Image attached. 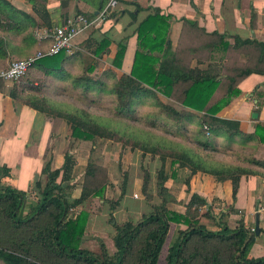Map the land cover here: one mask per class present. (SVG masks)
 Wrapping results in <instances>:
<instances>
[{
  "label": "trees",
  "instance_id": "obj_1",
  "mask_svg": "<svg viewBox=\"0 0 264 264\" xmlns=\"http://www.w3.org/2000/svg\"><path fill=\"white\" fill-rule=\"evenodd\" d=\"M108 1L97 0L95 7L101 10ZM256 18L253 13L252 27L256 26ZM172 19L156 10L138 25L134 32L137 48L130 74L119 76L114 69H108L97 77L92 75L95 71L92 65L87 69L89 75L79 76L71 86L90 103L110 99L114 114L122 120L134 119L138 108L150 105L157 114L149 123L163 127L173 137L184 139L190 135L198 145L196 151L151 135L143 140L123 136L118 127L117 130L98 123L87 111L67 113L59 110L60 107L38 91L34 83L29 82L24 87L15 85L10 90V97L51 118L53 136L59 125L66 123L71 137L76 140L91 141L94 146L98 140L118 142L124 149L158 159L161 165L156 178L142 166V194L152 211L138 222L129 220L121 224L114 217L128 193V171L122 173L121 194L114 201L107 198L112 187L108 169L90 158L80 196L72 197L69 191L77 160L69 152L62 169L53 170L52 160L47 163L43 174L47 175L48 182L44 188L38 184V204L27 215L24 214L27 197L24 192L12 187L0 190V264H161L172 224L187 229L177 232L164 264H264V257L250 256L256 233L251 235L243 220L234 231L221 223V231L217 233L201 224L202 218H213L214 210L205 198L191 193L190 189L192 176L201 173L219 183L231 182L233 198H236L242 178L259 175V170H264V161L256 158L257 147L264 145V125L258 124L253 134H245L238 121L219 116L240 97L241 84L246 79L253 75L264 76V43L219 32L207 33L198 23L185 20L181 40L174 49L170 39ZM52 27L50 24L49 28ZM39 29L31 15L16 9L9 0H0V32L25 33L42 45L40 50H44L50 43L37 40L35 32ZM112 43L113 40L106 36L98 42L96 55L107 52ZM126 51V43H120L113 60L114 67L121 69ZM215 54L222 55L208 70L191 66L194 60L198 65L211 62ZM78 56L62 52L44 58L32 66L27 76L38 70L45 77L65 83L72 76L65 65L78 61ZM0 58H7L1 36ZM26 77L15 82L20 83ZM4 90L5 83L0 80V92ZM158 94L179 103L184 109L177 110L164 103ZM216 155L224 158L217 160ZM227 156L235 160L225 159ZM169 161L173 178L180 170L190 172L184 180L191 195L187 204L179 202L167 187ZM1 173L8 176L9 169L3 168ZM93 198L110 205L112 214L108 223L115 233L114 255L108 253L104 243L101 254L82 248L90 212L81 210L75 215L73 211L84 208ZM156 199L160 204H154ZM171 205L184 206L185 213L169 210Z\"/></svg>",
  "mask_w": 264,
  "mask_h": 264
},
{
  "label": "crops",
  "instance_id": "obj_2",
  "mask_svg": "<svg viewBox=\"0 0 264 264\" xmlns=\"http://www.w3.org/2000/svg\"><path fill=\"white\" fill-rule=\"evenodd\" d=\"M9 1L19 11L31 15L37 22L39 30L42 31L62 26L68 19L77 15L92 18L100 11L95 7L97 0ZM65 6H68V9L63 10L62 7ZM156 10H160L162 15H169L173 18L170 39L174 49L177 48L181 40L185 20L198 23L199 27L205 29L207 33L219 32L231 37L252 39L264 43V0H123L119 2L113 17L91 27L76 39V49L80 50L86 46L93 58L96 59L95 70L101 69V72H104L108 68L114 69L119 76L130 74L137 48V37L134 32L138 25L153 15ZM253 13L257 16L255 27H252L251 24ZM50 24L53 25L52 28H49ZM0 36L3 38L4 53L7 55L5 59L0 58V71L8 67L14 60L27 59L39 51L42 46L28 38L25 33L0 32ZM106 36H109L113 43L107 52L98 56L96 55L97 44ZM120 43H126L127 51L122 67L118 69L113 66V60ZM213 56L215 57L211 62L198 65V62L194 60L191 66L208 70L210 64L217 63V55ZM107 58L108 61H105ZM79 66L81 67V64L77 60L65 65V69L72 75L67 78V81H64L66 84L73 85L74 81L79 78L75 75V70ZM241 90L240 97L226 107L219 116L238 121L243 133L253 134L258 124L264 125V76L249 77L241 84ZM159 96L164 103L177 110L184 109L179 103L161 94ZM53 127L54 122L47 115L15 102L10 97L9 91L0 92V177H2L0 188L12 187L26 194L25 215L38 204L40 194L38 184L40 183L44 188L48 182L47 175L43 174L48 162L52 160L53 170L62 169L65 165L66 154L69 152L74 156L77 164L73 171L71 186H74L72 189L76 196L81 189L80 181L84 175L82 172L86 169L84 161L93 156L92 149L96 150V155L100 153L97 150L103 140H100L97 146H94L91 141L76 140L71 137L69 126L65 123L59 125L57 133L53 136ZM47 149H49L48 154ZM102 154L97 157H109L107 151ZM131 154L132 152H129L125 156V167L129 172L128 193L114 213L117 222L121 224L129 220L138 222L144 215H148L152 211L142 194L143 174L140 163L132 164ZM111 158H114V154L111 155ZM256 158L264 161V145L257 147ZM168 164L170 166L171 162ZM3 168L9 169L8 176L1 173ZM259 171V175L242 178L236 198H233L231 182L219 183L213 177L199 173L192 176L190 183L191 193L201 195L213 207V218L204 217L201 219V224L212 232H220L221 223L231 231L237 230L239 222L243 220L246 229L252 235L255 233L259 217L261 233L259 236L256 235L255 244L250 251V256L255 259L264 257V210H262L264 208V170ZM167 172L170 176L167 187L179 202L187 204L191 195L188 193L184 180L190 176V172L180 170L176 178L172 177L170 167ZM155 185L156 180L153 184L154 190ZM70 191L69 193H71ZM33 196H36V201ZM156 200L154 204H160V201ZM168 208L173 212L185 213V207L182 205H171ZM109 214L110 212L105 208L104 214L101 215L105 224L108 222ZM97 217L92 215L88 222L87 235L92 237H98L96 234H89L92 222L93 220L96 222ZM185 229L187 227L183 225L172 224L169 234L174 232L176 235L179 230ZM102 243L105 245V242L100 240V251ZM113 245L115 247L114 241ZM169 248L170 245L165 244L162 252L165 259Z\"/></svg>",
  "mask_w": 264,
  "mask_h": 264
},
{
  "label": "rangeland",
  "instance_id": "obj_3",
  "mask_svg": "<svg viewBox=\"0 0 264 264\" xmlns=\"http://www.w3.org/2000/svg\"><path fill=\"white\" fill-rule=\"evenodd\" d=\"M74 53L79 54L78 61L80 62L82 67V70L80 66L75 70V75L83 76V77L88 76L89 73L87 72V69L90 66H92V64L94 66L96 59L93 58V56L87 50L86 46L80 48V50L75 48ZM221 55L222 54L217 55L216 61H219ZM105 61H108V58L105 59ZM102 73L103 72H101L100 69V70H95L92 75L98 77ZM29 82L34 83L35 88H37L38 91H40L43 95H45L52 103L56 104V106L60 107L59 110L63 112L65 111L67 113L68 112L74 113L76 111H87L90 115L93 116L95 120H97L98 123L102 125H107L115 129H117L118 127L119 131L121 132L120 134L123 136L126 137L135 136L136 138L143 140V139H148L147 136L151 135L154 138L158 137V139L162 141H169L180 144L182 146L191 149L192 151H196V148H198V145L193 141V138L190 135H186L184 139H182V137L179 136L173 137L171 134L167 133L163 127L161 126L154 127L152 124H150L149 123L150 118H152V116L154 117L157 114V111L150 105L140 107V109L138 108L134 119L122 120L117 118L116 115L114 114V110H113L114 104L110 99L100 103L97 102L90 103L86 99V96H84L82 93H77V90L73 91V87L71 85L63 83L62 80H56V79H52L51 77H45L43 76L42 73H39L38 70H34L33 73L31 72L20 83L4 82L5 83L4 91L10 92V90H12V88L15 85L19 87H24ZM192 129L196 131L194 127H192ZM99 141L100 140H98V143ZM99 147H100L99 150H97V152H100L99 155L101 156L103 155L102 152L107 151V156L109 157L107 158L105 156L102 158L100 157L98 158L97 156L99 155H96L97 154L95 152L96 150L93 149L91 150L93 156H91L90 158H92V160L95 161L97 164L104 166L108 169L112 187H110L109 189L110 191H108L107 193V198L116 201L119 199L121 194V186L124 180L122 173L126 172L127 169L125 167V163H126L125 156L127 155V153L132 151L130 149H124L121 143L111 142L106 140H103V143ZM111 151H113V153H111ZM112 154H114L113 159L111 158ZM130 158L132 159L131 162L132 164L137 165L138 163H140L141 171H142V166H144L153 174L154 178H156V171L161 165V162L158 159H154L151 156H144L140 151L132 152ZM216 158L217 160H219V159H223L224 156L216 155ZM89 159H87V161ZM225 159L235 160L234 158L232 157L230 158L229 156H227ZM87 161H84L86 162L85 166H87ZM168 165L169 164L167 163V170L169 167L171 168V165L170 166ZM85 171L82 172L84 173V175L83 176L81 175L82 176L80 181L81 188L85 179ZM115 182L117 183L115 184ZM70 192L72 197L77 198L78 196H80L81 189L76 196H74L75 192H73V189ZM33 199L36 201L37 200L36 196H33ZM105 208H107L108 212H110L109 214V218H110L112 214V212L110 211V205L101 204L100 199L93 198L91 199L90 202L87 203V205L84 208H77L73 211V213H75L76 215L81 210H86L90 212V218L92 215L98 216L96 222H94L93 220L89 233V234H96L98 237H92L90 235H87L86 232V235L83 240L82 248L92 251L93 253L96 254H101L99 241L102 240L103 242H105V248L108 251V253L113 255L116 251L113 245V241H114L113 237L115 233L113 228L109 225V223L107 222V224L109 225L108 226L103 222V219L101 218V215H103L105 212ZM176 238H177V233L175 235L174 232H171L168 235L165 244L171 246V244L176 240ZM164 263H165V258L164 256H162L161 264Z\"/></svg>",
  "mask_w": 264,
  "mask_h": 264
},
{
  "label": "built area",
  "instance_id": "obj_4",
  "mask_svg": "<svg viewBox=\"0 0 264 264\" xmlns=\"http://www.w3.org/2000/svg\"><path fill=\"white\" fill-rule=\"evenodd\" d=\"M119 2V0H109L98 14L92 18H88L84 15H77L68 19L62 26L46 31L37 30V40L40 42H49V47L38 51L28 59L12 61L7 68L0 71V80L4 82L18 81L26 77L32 66L44 58L57 56L62 52L73 54L76 48V39L87 32L91 27L111 18ZM262 210H264V208H262Z\"/></svg>",
  "mask_w": 264,
  "mask_h": 264
},
{
  "label": "water",
  "instance_id": "obj_5",
  "mask_svg": "<svg viewBox=\"0 0 264 264\" xmlns=\"http://www.w3.org/2000/svg\"><path fill=\"white\" fill-rule=\"evenodd\" d=\"M1 179H2V177H0V183H1ZM0 189L5 190L6 188H0ZM259 225H260V221H259V217H258L257 224H256V229H255V233H256L257 236H259L260 233H261Z\"/></svg>",
  "mask_w": 264,
  "mask_h": 264
}]
</instances>
